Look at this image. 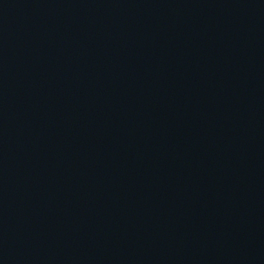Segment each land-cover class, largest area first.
Here are the masks:
<instances>
[{
	"label": "water",
	"instance_id": "obj_1",
	"mask_svg": "<svg viewBox=\"0 0 264 264\" xmlns=\"http://www.w3.org/2000/svg\"><path fill=\"white\" fill-rule=\"evenodd\" d=\"M0 264H264V0H0Z\"/></svg>",
	"mask_w": 264,
	"mask_h": 264
}]
</instances>
